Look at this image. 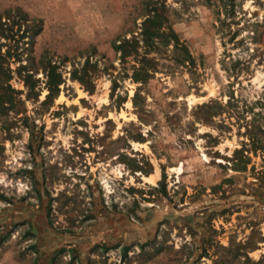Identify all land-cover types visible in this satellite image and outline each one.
Segmentation results:
<instances>
[{
    "label": "rangeland",
    "instance_id": "374dc122",
    "mask_svg": "<svg viewBox=\"0 0 264 264\" xmlns=\"http://www.w3.org/2000/svg\"><path fill=\"white\" fill-rule=\"evenodd\" d=\"M0 264H264V0H0Z\"/></svg>",
    "mask_w": 264,
    "mask_h": 264
}]
</instances>
